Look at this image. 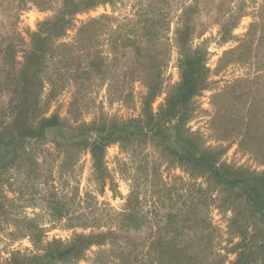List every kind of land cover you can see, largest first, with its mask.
<instances>
[{"label":"rangeland","instance_id":"374dc122","mask_svg":"<svg viewBox=\"0 0 264 264\" xmlns=\"http://www.w3.org/2000/svg\"><path fill=\"white\" fill-rule=\"evenodd\" d=\"M84 1L0 0V122H10L37 38L48 37L29 93L35 115L59 123L0 169V264H169L176 228L180 246L194 242L188 256L230 264L225 248L238 239L208 180L141 137L107 145L97 171L85 142L104 123L143 119L147 105L159 112L181 54L199 47L207 87L187 106L185 130L217 164L263 173L264 0ZM54 248L70 252L40 261Z\"/></svg>","mask_w":264,"mask_h":264},{"label":"trees","instance_id":"16d2710c","mask_svg":"<svg viewBox=\"0 0 264 264\" xmlns=\"http://www.w3.org/2000/svg\"><path fill=\"white\" fill-rule=\"evenodd\" d=\"M97 2L88 0L80 5L85 7L86 4L90 7ZM63 29V26L59 27L58 31ZM188 32L186 28L183 34ZM47 41L48 37L37 38V43L25 64L22 65L17 85L12 91L15 104L11 109L10 122H0V169L6 168L7 164L19 157V148L24 147L25 141L38 140L59 125L57 116L38 118L35 115L39 98L38 95L29 93L33 85L29 78L31 76L33 81H37L36 67L40 69L41 59L47 49ZM186 41L187 37L183 45ZM179 71V82L169 91L164 105L156 114L149 110L147 105L144 108L143 119L140 118L126 125H118L116 122L104 123L102 126L93 128L100 133V138L93 139L90 136V140L86 141L85 145L90 149L94 168L97 171L101 170L102 152L110 143H124L139 137L153 139L155 145L161 147V152L169 153L181 167L188 170L189 175L204 177L222 195L220 207L230 210L231 213L228 221L229 232L238 239L229 248H225L227 255L235 254L230 264H264V172L242 174L240 171L217 164L213 151H202L198 148L192 135L185 130L184 124L188 118L187 106L207 87V69L199 47L181 54ZM157 87L158 81L150 88L151 99L155 97ZM199 191L201 196H207L204 191ZM202 203L200 201V204ZM173 223L172 221L171 224ZM175 233L170 238V246L165 252L169 264H200L196 260V255H187L194 243L190 237H185L183 245L180 246L184 235L181 237L178 228ZM69 252L70 250L50 249L46 258L40 261H51L55 256L61 257ZM213 256L214 264H224L227 260L225 255L215 253ZM36 262H38L37 259H27L22 263L35 264Z\"/></svg>","mask_w":264,"mask_h":264}]
</instances>
